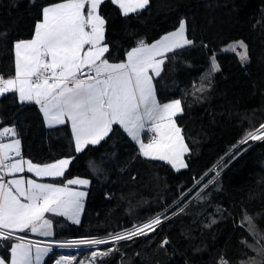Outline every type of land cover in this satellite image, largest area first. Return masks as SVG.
<instances>
[{
    "label": "trees",
    "instance_id": "obj_1",
    "mask_svg": "<svg viewBox=\"0 0 264 264\" xmlns=\"http://www.w3.org/2000/svg\"><path fill=\"white\" fill-rule=\"evenodd\" d=\"M54 2L60 0H0L1 75L14 74V42L31 38L42 8ZM100 12L107 21V55L114 62L125 60L139 41L153 42L176 29L180 20L188 22L194 44L169 54L161 76L154 79L160 102L182 101L184 111L176 118L190 149L188 167L177 171L141 156L136 142L117 125L99 145L76 153L69 125L49 128L38 105L21 104L16 94L0 97V127H16L23 157L37 163L71 157L63 180L90 179L80 223L54 216V237H104L167 215L170 219L150 236L102 245L103 250H118L96 264H218L222 257L241 264L253 256L241 243H253L238 226L244 212L264 236V140L241 143L264 124V0H151L126 17L105 0ZM236 39L248 45L246 64L222 51ZM213 53L221 71L209 79ZM201 86L205 90L197 92ZM212 219L217 223L207 227ZM165 238L170 243L160 247ZM8 245L4 241L0 246L3 256L9 254ZM93 249L73 251V264L90 259ZM61 253L54 247L46 264Z\"/></svg>",
    "mask_w": 264,
    "mask_h": 264
},
{
    "label": "snow or ice",
    "instance_id": "obj_2",
    "mask_svg": "<svg viewBox=\"0 0 264 264\" xmlns=\"http://www.w3.org/2000/svg\"><path fill=\"white\" fill-rule=\"evenodd\" d=\"M105 0H60L41 10L31 39L14 42V74L0 75V97L16 94L21 104L34 103L47 125H69L76 153L99 145L119 126L136 142L139 154L166 162L179 171L187 168L185 154L190 151L176 117L184 107L181 99L160 102L154 79L161 76L169 54L192 46L188 22L180 20L176 30L153 43L141 40L125 54V60L110 62V46L105 42L106 19L100 14ZM123 16L147 8L151 0H111ZM222 51L232 52L241 63L250 61L248 45L243 40L229 43ZM221 71L217 56L209 57L208 77ZM204 86L197 88L203 92ZM195 94V93H194ZM2 123V122H0ZM152 133L147 142L143 136ZM264 140V124L249 131L241 143ZM7 141V142H5ZM71 157L52 163H34L22 155L21 139L14 125L0 127V246L8 241V255H0V264H42L52 246L28 240L17 233L53 236V221L46 214L66 217L80 223L86 191L69 187L87 186L84 178L63 180L72 163ZM26 166V167H25ZM34 173L41 178H61V183H42L24 177L6 179L18 173ZM218 176L219 173L217 172ZM199 195V193L197 194ZM184 208L179 209L183 213ZM179 213H173L177 215ZM167 215H157L147 222L105 238H80L60 242L59 247L95 248L119 244L155 233ZM217 220L212 219L211 227ZM238 226L253 237V243L242 240L253 256L241 264H264V236L256 230L247 212ZM167 238L160 247L169 244ZM116 248L93 250L89 264L111 255ZM139 255V254H137ZM75 256H61L56 264H73ZM80 264V262H77ZM218 264H229L222 257Z\"/></svg>",
    "mask_w": 264,
    "mask_h": 264
},
{
    "label": "rangeland",
    "instance_id": "obj_3",
    "mask_svg": "<svg viewBox=\"0 0 264 264\" xmlns=\"http://www.w3.org/2000/svg\"><path fill=\"white\" fill-rule=\"evenodd\" d=\"M100 14H101V12H100ZM102 15V14H101ZM103 16V15H102ZM183 20H185V19H183ZM174 30H176V29H174ZM174 30H171V31H169V32H172V31H174ZM169 32H167V33H169ZM167 33H165V34H167ZM165 34H163V35H165ZM162 35V36H163ZM161 36V37H162ZM160 37V38H161ZM160 38H158L157 40H159ZM238 40H243V39H236V40H233V41H230L229 43H231V42H234V41H238ZM156 41V40H155ZM155 41H153V42H155ZM244 41V40H243ZM153 42H149V43H153ZM245 42V41H244ZM229 43H227V44H225L223 47H222V50L224 49V48H226L228 45H229ZM246 43V42H245ZM153 83H154V81H153ZM154 85H155V83H154ZM170 101V100H169ZM169 101H166V102H169ZM162 103H164V102H162ZM176 119V123H177V125L181 128V126L179 125V123H178V121H177V118H175ZM182 129V128H181ZM182 135L184 136V134H183V131H182ZM143 139H144V136H143ZM184 139H185V137H184ZM145 140V139H144ZM147 140H148V135H147ZM147 140L145 141V142H147ZM5 142H7V141H5ZM185 143H186V140H185ZM187 144V143H186ZM186 155H187V153L185 154V162H186ZM25 159H29V158H26V157H24ZM65 158H68V157H65ZM34 162V161H33ZM52 162H55V161H52ZM52 162H49V163H52ZM34 163H37V162H34ZM40 164H45V163H40ZM26 167V166H25ZM183 169V168H182ZM213 170H215V172H220V169H219V167L218 166H215V167H213ZM24 177L25 179H28V178H32V179H36L38 182H42V183H60V182H56L55 180H53V178H47V177H45V178H41V177H36L35 176V174L34 173H28V172H24V173H18V174H15V176H9V179H12V178H19V177ZM72 178H84V179H88L89 181H90V179L89 178H87V177H84V176H74V177H72ZM72 178H69V179H72ZM89 185H90V183H89ZM89 185H87V186H78V185H70L69 187H72V188H76V189H78V190H81V191H86L87 193H88V186ZM87 197V196H86ZM86 197H85V199H84V207H85V202H86ZM83 212H84V208H83V211H82V213H81V216H80V220H81V218H82V216H83ZM46 217L47 218H50V219H52V221H53V215L52 214H46ZM72 222V221H71ZM147 222V221H146ZM143 224V223H142ZM53 236H51V237H44V236H41V235H38V234H36V233H31V232H26V233H17V234H19V235H21V236H25L28 240H31V241H33V242H40V246L41 247H43V246H45L46 244H50L49 242H50V240H53V239H55V237H54V223H53ZM122 232V231H121ZM105 237H107V236H104V237H95V238H105ZM80 238H94V237H80ZM58 239V238H57ZM60 240H72V239H74V238H59ZM51 245V244H50ZM52 246V245H51ZM85 248H89V247H82V248H73V249H67V248H63V249H60V251H64L65 253H67L68 255H72V253L71 252H73V251H81L82 249H85ZM52 250H53V247H52ZM93 250H103L102 249V245H100V246H96ZM92 250V251H93ZM50 253V252H49ZM48 253V254H49ZM48 254L43 258V261H42V264H44V260H46V257L48 256ZM0 255H2L1 253H0ZM89 260L90 259H84V260H82L81 262H80V264H89Z\"/></svg>",
    "mask_w": 264,
    "mask_h": 264
},
{
    "label": "built area",
    "instance_id": "obj_4",
    "mask_svg": "<svg viewBox=\"0 0 264 264\" xmlns=\"http://www.w3.org/2000/svg\"><path fill=\"white\" fill-rule=\"evenodd\" d=\"M148 135V139L151 137V135H153L152 133H148L147 134ZM148 141V140H147ZM6 179H9V176L8 177H6ZM17 235H19V234H17ZM95 238V237H94ZM74 239H80V237H78V238H74ZM70 240V239H69ZM65 241H68L67 239L66 240H60L59 238L57 239V238H55V239H53V240H50V244L53 246V247H55V248H58V249H63V248H61V247H59L58 245H59V243L60 242H65ZM83 247V246H82ZM82 247H80V248H82Z\"/></svg>",
    "mask_w": 264,
    "mask_h": 264
},
{
    "label": "crops",
    "instance_id": "obj_5",
    "mask_svg": "<svg viewBox=\"0 0 264 264\" xmlns=\"http://www.w3.org/2000/svg\"><path fill=\"white\" fill-rule=\"evenodd\" d=\"M33 37V36H32ZM31 37V38H32ZM31 38H28V39H31ZM18 41V40H17ZM110 62H114V61H110ZM115 62H121V61H115ZM1 75V74H0ZM144 139H145V135H144ZM53 247V246H52ZM53 249H54V247H53ZM62 253H61V256H67L68 254L67 253H65L64 251H61ZM72 253V252H71ZM50 254V253H49ZM48 254V255H49ZM61 256H59L54 262H53V264H56V261L61 257ZM48 257V256H47ZM47 257H46V259H47ZM45 262H44V264H46V260H44Z\"/></svg>",
    "mask_w": 264,
    "mask_h": 264
}]
</instances>
